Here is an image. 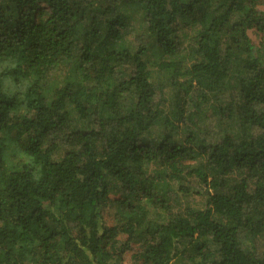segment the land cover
<instances>
[{
    "label": "trees",
    "instance_id": "obj_1",
    "mask_svg": "<svg viewBox=\"0 0 264 264\" xmlns=\"http://www.w3.org/2000/svg\"><path fill=\"white\" fill-rule=\"evenodd\" d=\"M261 7L0 0V264H264Z\"/></svg>",
    "mask_w": 264,
    "mask_h": 264
},
{
    "label": "rangeland",
    "instance_id": "obj_2",
    "mask_svg": "<svg viewBox=\"0 0 264 264\" xmlns=\"http://www.w3.org/2000/svg\"><path fill=\"white\" fill-rule=\"evenodd\" d=\"M261 8H263L264 9V7H261ZM188 33V32H187ZM251 37H252V39H253V42L256 44V45H258L259 43H260V36H256V35H253L252 33H251ZM201 121H202V118L200 119ZM204 121H207V120H204ZM203 125H205V126H211V127H213V126H215V125H218V123L217 122H215V121H213V122H207V124H203ZM214 129V128H213ZM217 131H219V129H218V127H217ZM200 198H198V197H194V198H188V199H185V200H183L182 201V204H183V206H186V205H195V206H199V205H201L203 202H201L200 200H199Z\"/></svg>",
    "mask_w": 264,
    "mask_h": 264
}]
</instances>
